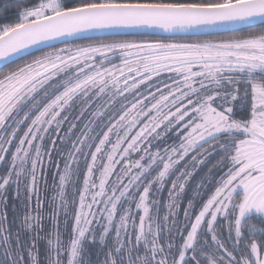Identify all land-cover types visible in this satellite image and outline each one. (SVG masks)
<instances>
[{"label": "snow or ice", "instance_id": "1", "mask_svg": "<svg viewBox=\"0 0 264 264\" xmlns=\"http://www.w3.org/2000/svg\"><path fill=\"white\" fill-rule=\"evenodd\" d=\"M12 6L0 61L66 46L0 74V264H264V29L195 42L87 35L264 23V0Z\"/></svg>", "mask_w": 264, "mask_h": 264}, {"label": "trees", "instance_id": "2", "mask_svg": "<svg viewBox=\"0 0 264 264\" xmlns=\"http://www.w3.org/2000/svg\"><path fill=\"white\" fill-rule=\"evenodd\" d=\"M7 7L8 11L7 12H3L2 10ZM15 12V7L12 6V0H0V15H8L11 16L12 13ZM7 22H12V21H7ZM262 29H264V25H260V26H255V27H251V28H247V29H243V30H239V31H235V32H231V33H227V34H220V35H213V36H208V37H192V38H179V39H167V38H155V37H115V38H104V39H121V40H134V41H143V40H147V41H163V42H172V41H179V42H195L197 40H208V39H220L229 35H234V34H246L248 32H259ZM92 42L91 40H87V41H82V42H77V43H90ZM66 45L63 46H59V47H55V48H51L48 50H44L35 54H32L30 56H27L19 61H16L4 68H2L0 70V74H2L3 72L7 71L9 68L12 67H16L17 65H23L24 63L27 62H31L34 58L42 55L44 52H48V51H53L54 49H58V48H62L65 47ZM99 102V101H98ZM75 114V112L73 113ZM65 128H67V125L64 126ZM48 141H45V146H47ZM210 147V145H205V148ZM66 150V149H65ZM201 151H203L202 149H197L196 152L191 153L185 161H181L180 165L178 166L179 168H183L184 165L186 163H189L192 159L193 155H197L198 153H200ZM55 157V153L53 154ZM203 158V157H202ZM219 159L218 155H212L207 159V163L203 164L201 166L200 169H198V173H194V175L191 177L190 181L188 182V186L189 187H194V185H196V183H198L199 181H201V179L209 172V169L212 168V166L216 163V161ZM3 167H7V164H4ZM191 170V169H190ZM219 174L218 171H216L215 169H213L212 175L208 177L207 180L204 181V183L206 184L208 182V180H213L214 178L217 177V175ZM215 176V177H214ZM48 182L51 183L52 182V176H51V172H49V175L47 177ZM171 186V178L167 181L164 189L159 193V198L161 200V208H160V215L163 216L164 215V207H163V202L167 199L168 197V187ZM206 194H210V190L211 187H207ZM190 188L186 191V193L184 194V199L182 200L181 203V209H180V217L183 218V207L186 205L187 203V199L190 196ZM7 198H8V202H7V212H8V217L11 220L12 216H13V204H19V201H15L13 200V191L10 188L8 193H7ZM222 224V223H221ZM223 231V229H222ZM224 236H227V232L223 231Z\"/></svg>", "mask_w": 264, "mask_h": 264}, {"label": "water", "instance_id": "3", "mask_svg": "<svg viewBox=\"0 0 264 264\" xmlns=\"http://www.w3.org/2000/svg\"><path fill=\"white\" fill-rule=\"evenodd\" d=\"M264 25V23H261L259 20H256L252 22L249 25H240V26H235V27H229V28H224V29H218L214 32H200L196 34L188 33V34H169V33H164L162 31L156 30V31H148V30H140L134 33H89L87 34L89 37L96 38V39H104V38H115V37H155V38H167V39H179V38H192V37H208V36H213V35H220V34H227L255 26H260ZM90 39H78L75 41L77 42H82V41H87ZM65 44L60 43V42H50L48 45H41L38 48L34 47L29 50H27L24 53H21L18 56H13L10 60L7 61H0V70L16 61H19L27 56H30L32 54L48 50L51 48L63 46Z\"/></svg>", "mask_w": 264, "mask_h": 264}, {"label": "rangeland", "instance_id": "4", "mask_svg": "<svg viewBox=\"0 0 264 264\" xmlns=\"http://www.w3.org/2000/svg\"><path fill=\"white\" fill-rule=\"evenodd\" d=\"M209 157H207V159H208ZM201 166L202 165H200V166H198V168H197V170L195 171L196 173H198V169H200L201 168ZM219 176V174L217 175V177ZM215 177V176H214ZM216 177V178H217ZM210 181L211 180H208V182L206 183V187L204 188V189H202L201 191H202V193H206V191H208L207 190V187H212V185H211V183H210ZM197 184V183H196ZM196 187V185H194V187H189L188 185H187V189H186V191L190 188V191H191V193H192V191H193V189ZM186 193V192H185ZM191 193H190V195H191ZM205 199L207 198L206 197V195H205V197H204ZM187 204V203H186ZM219 223H223V221L221 220V221H219Z\"/></svg>", "mask_w": 264, "mask_h": 264}]
</instances>
